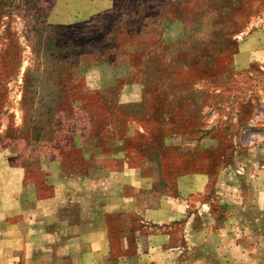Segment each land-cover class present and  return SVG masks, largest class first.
Wrapping results in <instances>:
<instances>
[{
  "label": "rangeland",
  "instance_id": "rangeland-1",
  "mask_svg": "<svg viewBox=\"0 0 264 264\" xmlns=\"http://www.w3.org/2000/svg\"><path fill=\"white\" fill-rule=\"evenodd\" d=\"M110 1L0 0V264H264V0Z\"/></svg>",
  "mask_w": 264,
  "mask_h": 264
},
{
  "label": "crops",
  "instance_id": "crops-1",
  "mask_svg": "<svg viewBox=\"0 0 264 264\" xmlns=\"http://www.w3.org/2000/svg\"><path fill=\"white\" fill-rule=\"evenodd\" d=\"M72 3V5H74L73 7L75 8V11L73 12V16L75 20H84V18H89L90 16H93L97 13H99V11H109L110 8L112 7V3L110 0H70ZM64 7L61 10V13L64 15ZM86 12V13H85ZM86 14V15H85ZM3 162V163H2ZM7 159L3 161L2 159V151H0V166L1 167H5L4 165L7 164ZM2 203L0 202V205ZM29 205V207H28ZM17 206H18V211H22V215L24 216L25 211H27V209H30L31 204H29L27 202V204L24 202H17ZM186 209L185 207L183 208V210ZM2 209L0 208V211ZM142 210V209H140ZM5 211V210H2ZM175 215L173 214H169L168 219H170L171 216ZM1 217V216H0ZM170 221V220H168ZM94 226V225H93ZM107 233L104 230H97V229H93L90 230L88 232H86V241H90L91 246L93 244V250L91 249L90 253L92 254H88V255H82L80 256V260L81 262H83V264H91L92 261L89 262V259L95 258L94 253L97 250L100 249H105V244L107 243ZM57 236V235H56ZM55 236V237H56ZM98 244V245H95Z\"/></svg>",
  "mask_w": 264,
  "mask_h": 264
},
{
  "label": "trees",
  "instance_id": "trees-1",
  "mask_svg": "<svg viewBox=\"0 0 264 264\" xmlns=\"http://www.w3.org/2000/svg\"><path fill=\"white\" fill-rule=\"evenodd\" d=\"M114 9H115V7H114L112 10H114ZM112 10H111V11H112Z\"/></svg>",
  "mask_w": 264,
  "mask_h": 264
}]
</instances>
